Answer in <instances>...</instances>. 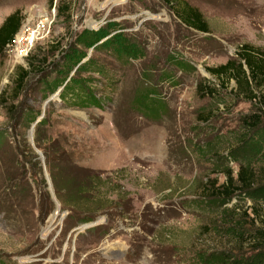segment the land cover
<instances>
[{
  "label": "rangeland",
  "instance_id": "374dc122",
  "mask_svg": "<svg viewBox=\"0 0 264 264\" xmlns=\"http://www.w3.org/2000/svg\"><path fill=\"white\" fill-rule=\"evenodd\" d=\"M68 1L66 21L51 10L56 0H0V23L14 10L22 29L50 17L22 62L10 48L0 54V264H191L196 254L220 249L248 255L250 245L225 228L251 232L259 223L246 209L251 202L242 204L245 215L221 218L196 186L223 180L214 161L232 175L237 169L227 158L254 105L234 97L232 80L205 69L233 58L240 44L264 50V0H182L201 13L207 33L184 26L163 0ZM83 31L109 36L101 49L86 50L77 44ZM113 41L126 42L133 57L121 58L120 47L107 52ZM76 51L101 75L72 71ZM27 57L50 66L28 75L13 109L2 93ZM65 61L73 81L93 78L95 97L104 96L99 108H68L56 96L44 105L52 94L43 81ZM203 88L215 89L213 96ZM35 111L47 122L40 133L26 119ZM70 199L94 211L90 222L81 223ZM258 210L264 221V206Z\"/></svg>",
  "mask_w": 264,
  "mask_h": 264
},
{
  "label": "trees",
  "instance_id": "16d2710c",
  "mask_svg": "<svg viewBox=\"0 0 264 264\" xmlns=\"http://www.w3.org/2000/svg\"><path fill=\"white\" fill-rule=\"evenodd\" d=\"M163 1L173 10L174 16L184 26L197 32H208L207 22L196 8L189 6L182 0ZM51 7L54 9L56 17L66 21L70 19L71 6L68 0H56L54 4H51ZM21 21L22 18L19 12L14 10L0 23V54H3L5 46L10 43L14 34L18 31ZM108 34L109 32L97 34L95 31H83L77 36V44L86 50L90 49L94 51L101 49L105 40L103 43L101 41L106 36L108 37ZM108 40L111 41L110 37L106 41ZM116 47H120V50L123 51L120 54L121 58L130 59L133 57L132 50L123 41L122 43L113 41V44L109 47L106 46L107 49L105 50L107 52H115L118 50ZM70 60L76 66L72 67V71L79 69V73H96L101 75V71L97 66L89 63L90 60L86 57L84 51H76ZM172 61L176 62L181 69L190 68V65L183 62L175 59ZM47 63L46 58L37 61L27 57L25 61L26 68L19 65L15 66L10 82L6 87L7 92L2 93L3 96H10V100H6V102L13 105V109L16 108L17 99L25 89L28 75L30 73L43 75L48 66ZM70 64L65 61L64 65L57 72L56 70L53 71L57 76L49 81L44 80L43 85L50 95L56 93V97L68 108H99L102 105L100 100L104 99V96H102V99L95 97L93 93L95 89L93 78L86 76L78 81H73L68 76L71 72ZM205 70L220 81L232 80L235 84V88L233 89L234 97H240L252 102L255 111L240 119L239 125L243 127L245 135L236 140L238 144L230 151V154L228 153L229 158L227 159L233 160L237 165L234 175H232L228 166H220L221 164H218L220 161H214L212 165L216 169L214 172H220L223 180L220 183H217L215 178L205 179L204 181L200 180L196 186V188H199L198 195H200L201 200L205 199L206 203L209 202L211 205L220 208L219 214L221 218L229 216L228 214H233V218L238 216V214L245 215V210L247 209L253 215L254 221L259 219V223L260 221L261 223L253 222V230L244 234L234 231V229L232 231L230 228H225L226 234L233 235L234 241H242L250 245L248 255L244 256L234 252L232 255L222 249L211 252L206 251V253L196 254L191 264H264V221L258 216V209L264 206V50L250 44H240L233 58L226 60L223 64L213 68H206ZM197 91H201L200 85L197 87ZM203 91H205L206 95L213 96L212 94L215 89L203 88ZM210 114L205 113L202 116V120L206 121ZM38 116L39 113L36 111L28 113L26 118L27 123L35 122ZM46 123V120L42 117L37 120L33 125L35 133H40V130L44 128ZM34 143L37 148L42 149L43 144L39 141L38 136H35ZM213 155L215 157L220 156ZM51 156L46 161L48 165L52 161ZM217 169L220 171H217ZM56 185V182L53 180V186L56 187ZM232 199L235 202L233 208L227 209L222 207ZM244 200L251 202V205L241 210ZM67 202L68 205L74 206L71 209L73 213L77 215L84 214L81 217V223H88L92 220L93 210H89L85 206L78 208V202L72 199L67 200Z\"/></svg>",
  "mask_w": 264,
  "mask_h": 264
},
{
  "label": "built area",
  "instance_id": "2783aa9c",
  "mask_svg": "<svg viewBox=\"0 0 264 264\" xmlns=\"http://www.w3.org/2000/svg\"><path fill=\"white\" fill-rule=\"evenodd\" d=\"M53 11V7L51 8ZM50 22V17L48 14H42L38 17L37 21L33 26L20 28L14 34L12 40L9 44L5 46L10 48V52L15 60L22 62L28 51L30 50L33 43L40 37V35L45 31L46 27Z\"/></svg>",
  "mask_w": 264,
  "mask_h": 264
},
{
  "label": "water",
  "instance_id": "95a60500",
  "mask_svg": "<svg viewBox=\"0 0 264 264\" xmlns=\"http://www.w3.org/2000/svg\"><path fill=\"white\" fill-rule=\"evenodd\" d=\"M55 96H56V93H54L53 95H51V97H49V98L44 102V105L47 104V103H48L51 99H53ZM41 117H42V116H39L37 120H39ZM37 120H36V121H37ZM36 121H35V122H36ZM35 122L32 123V128H33V125L35 124ZM97 220H98V221H97ZM96 221H97V222H94V223L83 224V225H81L77 230H78V231H79V230H84V229H86V228H89V227L95 226V225H97V224H100V223L103 222V219L99 220V218H98V219H96Z\"/></svg>",
  "mask_w": 264,
  "mask_h": 264
},
{
  "label": "crops",
  "instance_id": "0c3cea01",
  "mask_svg": "<svg viewBox=\"0 0 264 264\" xmlns=\"http://www.w3.org/2000/svg\"><path fill=\"white\" fill-rule=\"evenodd\" d=\"M162 80H164V79H162ZM160 84V83H159Z\"/></svg>",
  "mask_w": 264,
  "mask_h": 264
}]
</instances>
